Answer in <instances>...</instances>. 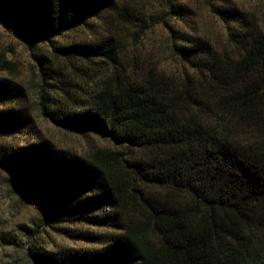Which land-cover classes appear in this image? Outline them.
Masks as SVG:
<instances>
[{
    "label": "trees",
    "instance_id": "trees-1",
    "mask_svg": "<svg viewBox=\"0 0 264 264\" xmlns=\"http://www.w3.org/2000/svg\"><path fill=\"white\" fill-rule=\"evenodd\" d=\"M130 3L0 0V26L28 47L38 76L33 111L27 88L0 77V135L25 141L0 144V169L42 224L84 243H31L28 258L264 264L263 22L218 0L211 11L224 29L213 41L185 22L193 12L178 0L128 19ZM158 27L165 45L144 46ZM35 112L110 146L60 147L41 136Z\"/></svg>",
    "mask_w": 264,
    "mask_h": 264
},
{
    "label": "rangeland",
    "instance_id": "rangeland-1",
    "mask_svg": "<svg viewBox=\"0 0 264 264\" xmlns=\"http://www.w3.org/2000/svg\"><path fill=\"white\" fill-rule=\"evenodd\" d=\"M133 8V12L127 11L128 19L134 14H139L148 8L156 10L161 8L164 0H122ZM181 4L190 7L192 14L184 17L185 22L193 27L196 33L208 36L213 41L222 39L223 24L211 11V3L216 5L218 0H178ZM244 11L254 13L264 24V0H224ZM129 10V9H128ZM177 18L173 24L181 28ZM161 27L142 34V44L156 49L159 43L166 42L167 34ZM131 32L126 33L125 41L130 40ZM139 41V37H137ZM165 45V44H164ZM154 57L157 56L153 53ZM5 58L9 63L6 69L0 72V77L11 76L18 83L24 85L28 91L26 106L36 108V91L38 76L34 66V60L28 47L15 34L0 26V59ZM162 58H169L164 53ZM10 66V67H9ZM36 110V109H35ZM36 125L41 136L51 139L60 147L70 148L78 152L89 153L100 147L110 146L107 141L89 134L86 136L62 130L49 121L43 119L35 112ZM18 136L0 135V144L16 145L24 143ZM13 181L10 174L0 169V264H35L27 256V247L32 244L42 245L46 249L71 246L80 247L84 243L68 239L59 232L61 224H42V211L36 202L29 199H21L13 190ZM40 226V227H38ZM34 228L35 233L30 230Z\"/></svg>",
    "mask_w": 264,
    "mask_h": 264
}]
</instances>
